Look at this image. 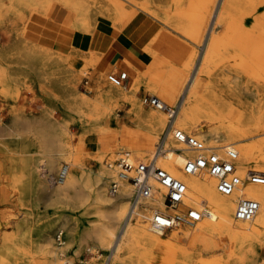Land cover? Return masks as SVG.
<instances>
[{
  "label": "bare ground",
  "instance_id": "6f19581e",
  "mask_svg": "<svg viewBox=\"0 0 264 264\" xmlns=\"http://www.w3.org/2000/svg\"><path fill=\"white\" fill-rule=\"evenodd\" d=\"M53 3L68 12L67 24L79 32H92L98 28L110 35L103 49L93 47L88 55L66 53L59 46L30 41L24 36L21 37L23 42L18 44L19 60L36 72L40 84L48 80V76L39 72L40 67L51 69L52 74L59 73L57 81L70 98L66 106L72 114H76L71 119L80 121L81 131L77 141H74L77 137H73L68 120L56 117L52 108H47L36 122L28 118L20 119L30 127L28 129L33 125L38 127L35 134L41 141V149L31 152L37 153L36 157L31 156L34 160L26 166L29 185L43 191L46 201L62 199L65 204L85 207L90 199L101 207L85 231L78 233L73 230L81 246L90 239L94 245L110 249L104 264H111L112 260L124 263L125 254L135 256V264H196L197 260L208 264L204 257L207 250L221 247L222 242H227L230 248L235 247L262 231L264 184L247 183L240 191L225 195L219 191L217 179L208 172L186 173L183 169L185 160L195 156V152L178 140L173 130H182L222 151L226 146L237 149L236 167L241 176L250 170L264 173V152L261 150L264 147V0H175L177 7L173 14L181 17L177 27L192 38L190 49L180 46L179 50H175L172 40L165 39L166 51L158 53L157 45L163 39L157 30L144 46V50L154 56L148 69L153 75L150 85L153 95L167 107L151 103V111L144 112L140 108L137 114L139 121L146 123L144 129L153 138L151 145L138 147L123 144L117 139L111 148H130L134 161L149 162L155 158L158 166L187 184V206H206L211 212V218L164 230L169 231L168 237L162 236L163 230L151 222L156 211H175L166 208L164 189L154 183V196L133 203V185L120 177V167L115 161L122 150H113L110 158H114V152L118 156L105 163L109 149L93 145L89 138L91 128L102 124H110L116 138H119L118 121L112 117L107 119L101 110L110 96L127 99L128 94L116 84L100 89L93 96L78 90L83 67L96 66L102 57L99 51H109L113 36L138 11H145L158 20L153 5L159 4L160 0H11L10 8L21 18H29L34 12L47 13ZM3 13L0 8V16ZM248 18H252L250 23H247ZM217 26H222L223 31L215 32ZM121 40L114 43L120 48L129 44L122 35ZM193 44L199 46V54ZM25 45H33V49L26 50ZM185 51L187 55L181 58ZM132 60H135L132 55H126L117 63L125 65ZM163 64H170V68L159 70ZM217 72L225 76L224 83L216 77ZM4 75L5 70L0 66V95L3 96L11 87L5 82ZM248 93L252 94L251 98ZM167 102H174V105ZM18 134L21 136V133ZM250 138H255V142H247ZM159 143L163 145V150L155 155ZM88 146L92 149L89 150ZM254 148L260 150L257 155L252 151ZM89 157L96 160L97 168L87 166L86 159ZM64 165L67 167L65 177L58 181L57 176ZM108 178H111L110 183L119 182L117 194L110 192ZM10 193L4 192L8 197ZM24 194L19 195L20 204L24 203ZM242 197L259 201V209L248 220L235 215L237 202ZM27 212L31 214L29 209ZM11 215L12 212L1 211L0 226L6 224L7 217ZM34 215L35 219L41 217L39 212ZM47 221L51 222L52 217ZM46 228L35 246L31 245L30 230L28 233L5 234L0 246V264H19L17 253L24 256L22 264H72L64 258L60 247H54ZM63 228L59 226L57 234L63 233ZM87 249L92 250V246ZM244 258L245 254L238 258L236 264H245ZM250 264H264V260Z\"/></svg>",
  "mask_w": 264,
  "mask_h": 264
},
{
  "label": "rangeland",
  "instance_id": "374dc122",
  "mask_svg": "<svg viewBox=\"0 0 264 264\" xmlns=\"http://www.w3.org/2000/svg\"><path fill=\"white\" fill-rule=\"evenodd\" d=\"M10 4L11 0H0V8L4 12L2 16H0V66L5 70V82L11 84L8 93L4 96L0 95V212H12L13 215H11L12 217L8 216L7 223L0 226V246L2 245L3 236L5 234H20L24 231L28 233L29 230L30 232L28 234L31 236V245L35 246L42 237L44 228L47 227L46 229H48V232L51 235L54 247H60L61 250L64 251V258L70 260L72 264H104L110 249H103L98 245H94L93 241L90 239L87 240L84 246H81L80 239L73 235L74 229L78 233L85 231V229L90 226L89 221L91 222V219L98 215L101 207L93 204L90 199L85 207L73 203L65 204L62 202V199L46 201L44 200L43 191L29 185L30 180L28 178L26 166L30 162H33L34 159L31 158V156L34 155V158L36 157L37 153H33L38 151L37 149H41V141L35 134L38 127L33 125L31 129H28L27 127L29 126L22 123L20 119L28 118L31 119L32 122H36L39 117L44 115L47 108H52L53 114L56 117L61 120H68L69 128L73 132V137H77L76 139L74 138L75 140L73 139L74 141H77L78 139L81 125L78 119H71V116L74 115L75 117L76 114H72L66 106V104L70 103V98L66 95L62 86L57 81L59 73L52 74V72H50L51 69L48 70L45 67H40L39 72L48 76V80L45 83L40 84L36 72L31 70V67L27 65V63L19 60L20 50L18 49V44L20 41L23 42L21 39L22 36L30 41L43 43L45 45L53 44L55 40L52 38L39 41L30 37L26 31L29 18H21L16 11L10 8ZM54 6H58V4L53 3L46 12H49ZM176 7L175 0H160L159 4L155 3V5H153V8L158 13V20L154 17L152 18H154L159 24L157 31L161 33L160 37L163 39V41L157 45L158 53L160 54L165 52L161 50L166 48L164 42L165 39L172 40L175 50H179L180 46L182 48L185 47V49L188 50L192 46V38L177 27V23L181 21V17H177L173 14ZM260 9L263 10V7L261 6ZM141 11L142 10L138 12ZM166 15H168V18H165ZM251 21L252 18L247 19V23H250ZM215 30V32H222L223 27L217 26ZM97 31L101 30L95 28L92 32H83L82 34L92 36ZM104 35L106 39L110 36L107 32L104 33ZM193 45L196 46L195 44ZM103 47H105V45L100 49H103ZM196 47L198 48L199 54L200 48L199 46ZM25 48L26 50H32L33 45H25ZM92 48L93 47H88L87 45H80L79 43H73L72 45L70 43V45L60 47L63 52L79 53L81 55L90 54ZM99 53L102 56L107 54V52L103 53L102 51H99ZM187 53V51L182 53L181 58H184ZM147 54L149 55V61H145L143 67H140L139 62H136L135 60H132L129 64H125V66L119 65L117 63L118 59L114 60L115 66H113L111 70L124 71L127 80L121 81V79L116 78L109 80L108 74L111 70L98 73L92 65L83 67L84 70H81L80 72V82L78 84L79 92L93 96L100 89L105 90L111 85L116 84L128 94V97L131 94H134L139 96L140 101L147 99L148 102V98L154 96V90L150 87L152 84L151 77L153 75L148 71L154 56L150 53ZM169 68L170 64H163L159 70H166ZM86 77L90 82H95L94 86H91V84H85ZM216 77L219 79L220 83H224L225 76H223L222 73L217 72ZM128 81L130 82L129 84H127ZM248 95L250 98L252 97L251 93H248ZM127 99H119L115 95L110 96V98L105 100L101 110L107 119L111 117L116 119L119 123V128L121 126L120 119L124 112ZM167 103L174 105V102ZM152 107L153 105L148 102L147 105L143 104L141 109L144 112H149ZM141 109H136L135 107L129 108L127 111V119L139 127L146 128V123H141L137 115ZM166 116H168L167 113ZM102 126L104 127L103 130H105L108 125L102 124ZM110 130L114 133L112 128ZM18 133H21V136ZM189 133L192 134L191 132ZM255 140V138H250L247 142L254 143ZM112 144L113 142L106 148L109 149V152L105 156V163L113 161L118 156V153L114 152V158H110L113 150H130L133 155V150L130 148H111ZM87 148L89 150L92 149L91 146H88ZM261 150L264 152V147ZM252 151L254 152V155H257L260 152L258 148H254ZM193 155L189 154V156ZM86 160L87 166L93 169L97 168L96 160L93 157H89ZM115 172L116 170L114 171V174ZM110 180L111 178H108V185ZM4 192H11L10 197L6 196ZM20 194H24L23 204H20L19 202ZM111 196L114 197L115 195ZM28 209L31 211L32 215L27 212ZM38 212L41 217L35 219L34 214ZM49 217H52L51 222L47 221ZM76 220L78 221L77 223ZM133 221L136 222V219H133ZM20 222H22V224ZM59 226L64 227L63 245H58L56 239ZM161 235L168 237L169 231H163ZM91 246L92 250L89 251L87 248ZM99 254L101 255L100 257L98 256ZM243 254H245V264L261 262L264 260V229L244 242L236 244L235 247L232 248L229 247L227 242H222L221 247L207 250L204 253V257L209 261L208 264H236L238 258ZM17 256L20 260L19 264H22L25 261L24 256L21 253H17ZM135 259V256L125 254L123 256L124 263L112 260L111 264H135ZM197 261L196 264H202L199 260Z\"/></svg>",
  "mask_w": 264,
  "mask_h": 264
},
{
  "label": "built area",
  "instance_id": "2783aa9c",
  "mask_svg": "<svg viewBox=\"0 0 264 264\" xmlns=\"http://www.w3.org/2000/svg\"><path fill=\"white\" fill-rule=\"evenodd\" d=\"M113 78L127 80L124 71L112 70L108 74V79ZM85 84H90L86 77ZM147 100V99H146ZM148 102L157 103L166 108V104L158 100L157 97H149ZM175 137L186 143L193 149L195 156L188 157L185 160L183 169L186 173H198L206 171L217 179L219 191L225 195H231L235 191H240L247 183L264 184V173L252 171L241 176L237 171L236 161L238 158L237 149L232 146L218 149L210 146L204 141L193 135H189L182 130H173ZM163 150L161 143L157 146L156 153ZM116 163L120 167L119 175L127 179L133 185V203H138L142 198L152 197L155 194L154 183H157L164 189V204L167 209L175 210L173 213L165 211H156L151 218L152 224L161 230L170 229L173 226L181 224H194L203 218H211V212L208 207H192L185 204L187 196V184L180 178L173 175L167 169L157 165L155 158L149 162L134 161L131 159V151L124 150L116 158ZM67 171L66 165L57 176L58 181L64 179ZM120 185L118 181L110 183V192L117 194ZM259 209V201L252 197H242L238 200L235 215L239 219L248 220L252 218ZM59 245H63V233L56 234Z\"/></svg>",
  "mask_w": 264,
  "mask_h": 264
},
{
  "label": "crops",
  "instance_id": "0c3cea01",
  "mask_svg": "<svg viewBox=\"0 0 264 264\" xmlns=\"http://www.w3.org/2000/svg\"><path fill=\"white\" fill-rule=\"evenodd\" d=\"M67 18L68 12L59 6H54L47 13L34 12L30 15L27 22V34L39 41L53 38L55 40L53 44L48 45L53 47H64L70 45V43L71 45L73 43H79L80 45H87L88 47L101 48L107 42L109 37L106 39L102 31H97L92 36L83 35L82 32H79L67 24ZM158 26L159 24L156 20L148 13L144 11L137 12L121 31L117 33L118 35L116 34L113 36V42L109 51L106 55L100 58L95 66L96 71L101 73L111 70V68L115 66L114 60L124 59L126 55H132L135 61L139 62L140 67H143V63L149 61V55L147 54V51L144 50V46L152 38L155 31L158 29ZM121 35L129 43L123 48H120L115 44L116 42L120 43L117 40L122 41ZM161 50L166 51V48ZM129 83L130 82L128 81L127 84ZM90 84L91 86H94L95 82L91 81ZM147 103V100L143 99L140 101L138 95L131 94L126 100L124 112L120 119L121 126L118 136L119 138H116V133H113L110 130V124L105 130H103V126L92 127L91 132L89 133L91 143L106 148L111 142L120 139L123 144H131L138 147H148L151 145L153 143V138L148 131L133 124V122L127 119V111L129 108L135 107L136 109H140L143 107V104L147 105Z\"/></svg>",
  "mask_w": 264,
  "mask_h": 264
}]
</instances>
